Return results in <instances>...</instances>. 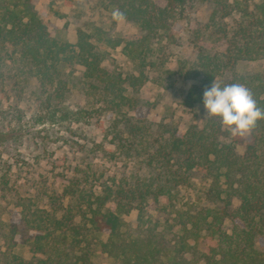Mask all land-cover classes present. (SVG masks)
Instances as JSON below:
<instances>
[{"label":"trees","instance_id":"obj_1","mask_svg":"<svg viewBox=\"0 0 264 264\" xmlns=\"http://www.w3.org/2000/svg\"><path fill=\"white\" fill-rule=\"evenodd\" d=\"M107 1L143 34L113 36L95 26L92 32L78 28L76 41L70 42L48 28L36 0H0V66L15 65L11 76L21 83L28 77L38 79L36 122L80 121L94 112L119 114L123 107L133 106L135 100L126 93L125 84L137 88L145 82L140 65L152 51L151 41L168 35L178 9L186 3ZM215 2L219 6L212 12L213 19L220 10L224 16L239 9V17L230 26L215 23L213 33L224 38L222 51L200 47L194 61L181 63V68L186 66L183 76L194 80L185 102L204 105L205 88L218 82L221 87L244 85L264 108V72L235 70L239 61L264 57V0H245L244 7L227 0ZM99 44L121 45L131 59L140 60L139 72L123 77L104 64L106 51ZM150 63L160 66L164 60L156 55ZM75 64L83 66L84 79L101 95L102 103L94 109L58 105L68 83L64 68ZM19 113L15 109L21 119ZM127 123L137 136L138 126ZM156 142L141 139L133 147L137 155L149 150L142 172L128 171L117 182L103 181L98 191L84 168L65 179L61 193L46 184L36 193L11 188L19 218L5 219L0 211V264H99L93 259L97 247L115 264H264V120L257 121L250 133L233 136L220 117L209 115L186 131L171 129ZM131 150L126 148V153ZM197 174L206 179L201 196L207 203L184 207L176 192ZM3 182L6 189L8 181ZM133 209L137 218L131 228L122 214ZM21 243L28 246L30 256L15 250Z\"/></svg>","mask_w":264,"mask_h":264},{"label":"rangeland","instance_id":"obj_2","mask_svg":"<svg viewBox=\"0 0 264 264\" xmlns=\"http://www.w3.org/2000/svg\"><path fill=\"white\" fill-rule=\"evenodd\" d=\"M163 3V0H156ZM259 3L262 0H253ZM236 5L245 0H227ZM216 6L215 0H186L178 9L171 30L163 39L151 41L152 51L147 56L145 65L140 60L131 59L123 47H99L106 51L104 64L117 69L123 77L139 72L138 65L144 70L146 80L137 88L125 84L126 93L135 100L133 106H125L118 113L110 110L94 112L92 117L60 123L42 124L36 122L39 112L40 96L37 88L38 79L28 77L23 83L13 77L15 65L8 63L0 66V211L5 219L18 220L19 207H14L11 188L21 193L29 190L36 193L43 184L49 189L57 187L61 193L63 185L72 173L84 168L92 180V188L100 190L103 181H119L128 171L144 170L147 153L143 150L137 155L133 147L144 143L162 141L171 129L186 131L191 125L202 123L209 116L205 105L187 104L185 98L193 79L185 78L186 66L197 58L200 47L212 53L224 49V38H219L214 31L215 23L223 22L227 26L239 17V9L229 14L218 11L211 17ZM36 7L48 28L57 36L75 42L77 29L92 32L95 26L101 27L113 36L128 38L143 34L140 27L126 18L117 22L113 19L115 9L107 0H36ZM156 55L162 56L164 63L153 66L150 61ZM182 63V64H181ZM238 73L264 72V57L239 61L235 69ZM84 68L75 64L64 68V77L68 81L65 93L59 99L64 109H94L102 103L101 95L89 87V80L84 79ZM11 74H13L11 76ZM43 98V96L41 95ZM19 109L21 119L15 116ZM131 122L138 126L137 136L128 129ZM146 145V144H144ZM154 148V146H152ZM126 148H131L126 153ZM241 144L239 149H241ZM143 149V148H142ZM152 149V148H151ZM4 176V178L2 177ZM3 180H7L6 189ZM205 177L197 174L190 184L181 186L176 192L179 203L187 207H201L207 203L202 200ZM101 184V185H100ZM90 186V183L88 184ZM29 191V192H30ZM50 191V190H48ZM44 201V200H43ZM67 202V198L65 199ZM150 212L159 214L150 208ZM122 216L128 226L136 223L137 209ZM225 224L229 226V221ZM105 239V235L101 234ZM97 237L93 239L96 241ZM23 240V238L21 239ZM24 256H30L26 244L15 249ZM93 259L99 264H115V261L96 248Z\"/></svg>","mask_w":264,"mask_h":264},{"label":"clouds","instance_id":"obj_3","mask_svg":"<svg viewBox=\"0 0 264 264\" xmlns=\"http://www.w3.org/2000/svg\"><path fill=\"white\" fill-rule=\"evenodd\" d=\"M112 16L117 22L124 18L119 8L113 9ZM203 102L208 114L220 117L233 136L250 133L257 121L264 120V108L258 106L252 92L242 84L221 87L213 82L210 88H205Z\"/></svg>","mask_w":264,"mask_h":264}]
</instances>
